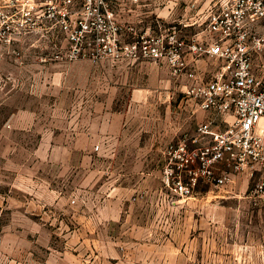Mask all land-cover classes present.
<instances>
[{"label": "rangeland", "instance_id": "obj_1", "mask_svg": "<svg viewBox=\"0 0 264 264\" xmlns=\"http://www.w3.org/2000/svg\"><path fill=\"white\" fill-rule=\"evenodd\" d=\"M220 1L134 14L172 3L156 13L188 39ZM60 44L0 52V264H264V165L174 195L164 151L193 133L196 106L156 63H69Z\"/></svg>", "mask_w": 264, "mask_h": 264}, {"label": "built area", "instance_id": "obj_2", "mask_svg": "<svg viewBox=\"0 0 264 264\" xmlns=\"http://www.w3.org/2000/svg\"><path fill=\"white\" fill-rule=\"evenodd\" d=\"M54 33L61 36L58 60L149 61L190 81L186 100L208 116L165 148L164 183L174 195L191 197L199 181L221 188L264 165V0H221L204 32L188 39L174 29L154 34L125 25L111 0H0V52L15 54L14 45L27 37ZM188 55L216 62L208 80ZM219 167L227 172L217 175Z\"/></svg>", "mask_w": 264, "mask_h": 264}, {"label": "crops", "instance_id": "obj_3", "mask_svg": "<svg viewBox=\"0 0 264 264\" xmlns=\"http://www.w3.org/2000/svg\"><path fill=\"white\" fill-rule=\"evenodd\" d=\"M111 1H112L113 9L117 13L119 20L122 21L125 25L126 24L127 25L132 24L133 27H135L137 30H139L141 32L146 31L148 33H154V34H156L155 30H157V33H159V32H161L162 29H174L173 27H170V22L168 20H163L161 18V16L156 13L157 11L160 10V7H162V5H164V7H163L164 10H167L166 12H168V9L170 7H172V5H173L172 3H167V4L155 3L152 5L148 4L147 5L148 10L150 9L151 12L147 13L146 18L148 20L145 22L146 19L144 20L143 18H138L139 16H137V14H134L137 11V9L141 6L140 2L137 5H135L131 2V0H127V2L125 0H111ZM143 7H144V5H143ZM125 11H127V13H131L132 17L135 16L136 24L133 22H129L125 19L124 15H122L123 12H125ZM168 16L169 15L167 13L164 15V17H166V18H168ZM144 22L146 24V27H144L145 29L143 30V29H140L139 25L143 24ZM192 26H194V25H192ZM192 26H190V27H192ZM177 33H178V35L180 34L179 32H177ZM125 42H128L127 38H125ZM187 58L190 59L191 64H193L196 67L197 72L202 76V78L204 80H208L209 77L211 76V74L215 71V69L217 67L216 62H213L212 60H209V59H206L207 63L205 65V64H202L203 58L192 59V57L189 55L187 56ZM156 65L159 66L161 68V70H165L169 74V70L166 67V65L161 64V63H158ZM169 76H170V74H169ZM172 79L175 82H177L178 87L181 89L182 93L185 90L186 85L190 84V81L187 80V78L184 76L180 77L179 79H175V78H172ZM186 103H187L186 105H188L189 103H192V102L186 101ZM187 108L191 112L193 105L189 104L188 107H186V109ZM192 112H193V114L197 113L198 120L200 121V123L203 122L208 116L207 113L200 112L196 107H195V110Z\"/></svg>", "mask_w": 264, "mask_h": 264}]
</instances>
